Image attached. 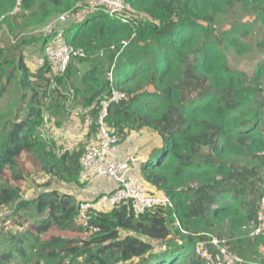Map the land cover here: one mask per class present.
Returning <instances> with one entry per match:
<instances>
[{
	"label": "trees",
	"instance_id": "1",
	"mask_svg": "<svg viewBox=\"0 0 264 264\" xmlns=\"http://www.w3.org/2000/svg\"><path fill=\"white\" fill-rule=\"evenodd\" d=\"M87 1L0 0V28L15 39L0 47V98L14 95L0 115V264H202L197 245L206 242L215 254L214 236L227 237L243 259L238 264H264V234L248 235L264 199V60L252 75L229 61V50L253 49L245 38L254 24L264 25V0H126L146 16L132 22L88 11L64 30L85 55L74 56L52 88L46 60L35 73L26 63L23 50L36 41L30 32ZM237 7L255 15L254 23L215 27ZM55 32L39 37L43 48ZM257 45L264 48V39ZM84 63L89 67L79 74ZM113 88L126 97L110 105L108 126L123 142L133 131L157 133L140 174L173 207L135 217L123 204L97 213L92 232L75 222V195L46 188L23 196L29 171L22 157L46 175L78 183L86 145L62 150L39 128L46 109L60 113L75 95L90 108L89 138L99 101Z\"/></svg>",
	"mask_w": 264,
	"mask_h": 264
},
{
	"label": "built area",
	"instance_id": "2",
	"mask_svg": "<svg viewBox=\"0 0 264 264\" xmlns=\"http://www.w3.org/2000/svg\"><path fill=\"white\" fill-rule=\"evenodd\" d=\"M22 0H18V5ZM89 12L104 10L129 22L128 11L132 6L126 0H93ZM133 10V9H132ZM53 30L46 32L51 35ZM45 60L51 66L52 88L57 86V77L64 76L74 56H84L82 47L69 44L63 28H58L51 39L44 45ZM112 80V79H111ZM111 94L100 99L98 117L95 121L96 129L88 138L85 151L80 159V182L91 193L78 200L76 224L94 232L98 228L92 224L97 213L109 211L123 204H129L135 217L147 211L158 208L173 207L172 199L163 190H152L143 178L134 173V155L122 145V137L112 130L106 121L109 107L118 103L126 94L116 88ZM89 109H83L88 116ZM52 121L45 117V123L39 128L42 139L58 143L55 127ZM95 189V190H94ZM253 235L264 234V199L258 213V222L252 231ZM217 248L215 254L206 242L197 245L196 251L202 257V264H238L243 259L239 257L225 243L217 238L211 240Z\"/></svg>",
	"mask_w": 264,
	"mask_h": 264
},
{
	"label": "rangeland",
	"instance_id": "3",
	"mask_svg": "<svg viewBox=\"0 0 264 264\" xmlns=\"http://www.w3.org/2000/svg\"><path fill=\"white\" fill-rule=\"evenodd\" d=\"M92 1L93 0H88L85 3L81 2L77 5L76 11L64 15H57L50 19L42 27L36 28L35 30L30 32V34H34V39H36V41L29 45H26L23 53L26 63L31 72H37L39 68L45 64L43 40H38L39 37H42V35L44 36L46 32L50 30L56 31L58 28H63L65 30L69 27L70 24L83 20L85 18V15L89 11V7L92 8ZM17 10H20L19 7L17 8ZM127 14L129 16L128 19L131 22L141 21L146 18V16L144 17L142 13H138L132 9L128 11ZM254 20L255 15L247 13L241 7H237L235 10L222 15L219 18L218 22L215 23V27L221 29V31H225L231 28L234 21L250 25L254 23ZM246 37L247 38L245 39L253 46V49L244 54H238L234 50H229V61L231 67L243 70L247 74L252 75L257 64L264 60V48H261L257 45L259 39H264V25L254 24L253 28H251L250 30V33ZM14 41L15 39L7 29L0 28V47L8 46ZM17 55L18 54L15 53L13 57L16 58ZM88 67L89 63L80 64L79 74H81ZM112 78L113 76H111V79ZM261 82V86L263 89L262 99L264 100V78ZM64 90L66 89L64 88ZM13 99V94H3V96L0 98V115L9 107V105L13 104ZM44 102L46 103L45 106L47 107V100H44ZM83 109V99L79 96L76 97L75 95L70 97V101L67 103V108L65 107L60 113H53L51 110L46 109L45 117L49 120L51 119L50 121H52V123L54 124L53 126L55 127L56 135L58 137L57 145L62 150H73L76 147H80L81 145H86L88 140L87 135L93 129V120L89 115L85 117ZM144 131L147 132L150 136H147L148 134L145 133L143 134L142 132ZM153 132L155 131L150 128H145L130 133L133 137L132 143L134 141L138 142L136 145L137 148H134L137 153L142 152V150L145 148L146 141L145 143L143 141L146 140L147 137L149 140H147L146 144L149 145L154 144L158 140L157 135H155V133ZM133 147L134 146L132 145V148ZM22 165L26 169V171H29V176H27L26 179H24L20 183L22 188L25 190L23 193V196L25 198L36 197L40 192L48 189H58L60 192L73 194L77 197L78 200L83 198L84 196L86 197L91 195L89 190H87L85 185L80 181L78 183L72 184L65 183L58 180L57 178H53L50 175H46L45 173L40 172L36 168L30 167V163L25 155H23L22 157ZM47 182H51L49 187L45 185ZM2 214H4L3 211ZM12 227H16V225H8V228ZM65 234L68 236L77 235V233L75 232H67ZM248 235L253 236L252 230L248 233ZM214 237L220 240L217 236ZM220 242H222L223 244L225 243V245H227L228 247H231V244L228 242L227 237L221 238ZM262 250H264V247H262Z\"/></svg>",
	"mask_w": 264,
	"mask_h": 264
},
{
	"label": "crops",
	"instance_id": "4",
	"mask_svg": "<svg viewBox=\"0 0 264 264\" xmlns=\"http://www.w3.org/2000/svg\"><path fill=\"white\" fill-rule=\"evenodd\" d=\"M143 134L145 133V134H148L147 132H142ZM153 133H155V135H157V133L156 132H153ZM133 134V133H132ZM134 134H135V132H134ZM137 134V133H136ZM147 136H150L149 134L147 135ZM129 137V138H128ZM128 137H127V139H126V141L123 143V147L124 148H126V149H129L128 151H130L133 155H134V159H135V161H134V165H135V167H134V173L136 174V175H139V176H141V174H140V166H141V163L143 162V161H145L147 158H148V155H149V153L151 152V150H152V148L154 147V145H155V143L154 144H146L147 143V140H149L148 139V137H147V139L146 140H144L143 142L145 143V141H146V143H145V148L142 150V152H136L135 150H134V148H137L136 147V145H137V143L138 142H136V141H134L133 143H132V135L131 134H129L128 135ZM157 137H158V135H157ZM157 139V138H156ZM132 145L134 146L133 148H132ZM134 150V151H133Z\"/></svg>",
	"mask_w": 264,
	"mask_h": 264
}]
</instances>
